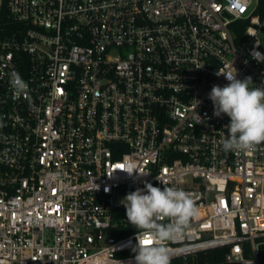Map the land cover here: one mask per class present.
Here are the masks:
<instances>
[{
    "label": "built area",
    "instance_id": "2783aa9c",
    "mask_svg": "<svg viewBox=\"0 0 264 264\" xmlns=\"http://www.w3.org/2000/svg\"><path fill=\"white\" fill-rule=\"evenodd\" d=\"M0 264H259L264 0H0Z\"/></svg>",
    "mask_w": 264,
    "mask_h": 264
},
{
    "label": "trees",
    "instance_id": "16d2710c",
    "mask_svg": "<svg viewBox=\"0 0 264 264\" xmlns=\"http://www.w3.org/2000/svg\"><path fill=\"white\" fill-rule=\"evenodd\" d=\"M21 27V24L14 22L8 15L5 7L0 9V35L9 32L12 29ZM259 264H264V244L259 249ZM202 263L207 264H227L224 261V250H212L206 255V259L201 260Z\"/></svg>",
    "mask_w": 264,
    "mask_h": 264
}]
</instances>
